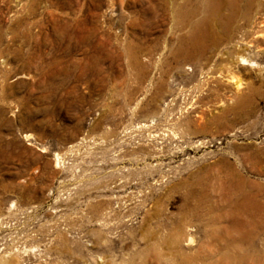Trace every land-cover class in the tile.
Here are the masks:
<instances>
[{"label": "rangeland", "instance_id": "obj_1", "mask_svg": "<svg viewBox=\"0 0 264 264\" xmlns=\"http://www.w3.org/2000/svg\"><path fill=\"white\" fill-rule=\"evenodd\" d=\"M170 1L0 0V264H264V0Z\"/></svg>", "mask_w": 264, "mask_h": 264}, {"label": "bare ground", "instance_id": "obj_2", "mask_svg": "<svg viewBox=\"0 0 264 264\" xmlns=\"http://www.w3.org/2000/svg\"><path fill=\"white\" fill-rule=\"evenodd\" d=\"M243 2H245V0H205V1L171 0L170 3L169 2L168 3L170 5H174L175 10L178 12L177 14L179 16H182V18L185 19V21L189 22L190 24L192 23L193 25L197 24L196 26H199V25H207L208 21H209L208 19H209L210 13L212 11L219 13L221 8H225L229 11L226 18H227V20H230L232 18V16L235 15V13L238 11V7L241 6L243 4ZM249 2H250V0H247V2H245V3L247 4ZM170 5H168V6H170ZM199 5L201 8H203V11L206 12L207 15L204 16L203 18H201V20L197 19L199 21L194 22V20H192V19L198 13ZM203 15H204V13H203ZM205 38H206V36L204 35V33H200L198 30H194V32L191 34L190 38H188V39L191 43V47L194 48L196 52L198 51L199 53H203L206 50L205 49L206 47L204 46V39ZM189 41L187 40L188 43H189ZM252 202H253L252 198L248 194L242 193L241 194V200L238 203V208H237L238 211L241 209L246 210L247 205L254 204ZM255 207H256V204H255ZM236 264H237V262H236ZM238 264H241V263L238 262Z\"/></svg>", "mask_w": 264, "mask_h": 264}]
</instances>
